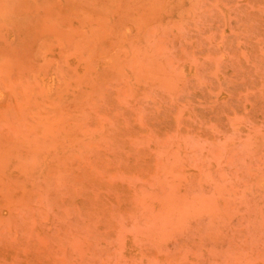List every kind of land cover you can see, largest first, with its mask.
Listing matches in <instances>:
<instances>
[{
    "label": "rangeland",
    "instance_id": "1",
    "mask_svg": "<svg viewBox=\"0 0 264 264\" xmlns=\"http://www.w3.org/2000/svg\"><path fill=\"white\" fill-rule=\"evenodd\" d=\"M0 264H264V0H0Z\"/></svg>",
    "mask_w": 264,
    "mask_h": 264
}]
</instances>
